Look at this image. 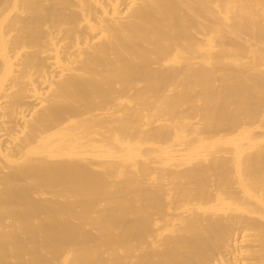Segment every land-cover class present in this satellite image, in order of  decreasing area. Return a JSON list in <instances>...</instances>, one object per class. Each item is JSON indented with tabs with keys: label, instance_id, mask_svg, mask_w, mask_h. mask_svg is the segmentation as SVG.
Returning <instances> with one entry per match:
<instances>
[{
	"label": "bare ground",
	"instance_id": "1",
	"mask_svg": "<svg viewBox=\"0 0 264 264\" xmlns=\"http://www.w3.org/2000/svg\"><path fill=\"white\" fill-rule=\"evenodd\" d=\"M0 264H264V0H0Z\"/></svg>",
	"mask_w": 264,
	"mask_h": 264
}]
</instances>
